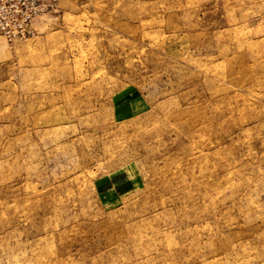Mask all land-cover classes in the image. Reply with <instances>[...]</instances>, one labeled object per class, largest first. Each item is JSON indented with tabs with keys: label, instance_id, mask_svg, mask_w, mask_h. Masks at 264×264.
Returning <instances> with one entry per match:
<instances>
[{
	"label": "rangeland",
	"instance_id": "374dc122",
	"mask_svg": "<svg viewBox=\"0 0 264 264\" xmlns=\"http://www.w3.org/2000/svg\"><path fill=\"white\" fill-rule=\"evenodd\" d=\"M0 264H264V0L0 35Z\"/></svg>",
	"mask_w": 264,
	"mask_h": 264
},
{
	"label": "built area",
	"instance_id": "2783aa9c",
	"mask_svg": "<svg viewBox=\"0 0 264 264\" xmlns=\"http://www.w3.org/2000/svg\"><path fill=\"white\" fill-rule=\"evenodd\" d=\"M58 0H0V35L25 36L36 17Z\"/></svg>",
	"mask_w": 264,
	"mask_h": 264
}]
</instances>
